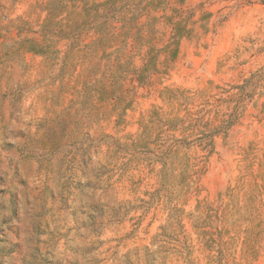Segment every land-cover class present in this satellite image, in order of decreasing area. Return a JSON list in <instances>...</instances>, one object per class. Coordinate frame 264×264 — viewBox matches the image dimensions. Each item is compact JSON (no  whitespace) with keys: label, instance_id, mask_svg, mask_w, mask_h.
I'll return each instance as SVG.
<instances>
[{"label":"rangeland","instance_id":"rangeland-1","mask_svg":"<svg viewBox=\"0 0 264 264\" xmlns=\"http://www.w3.org/2000/svg\"><path fill=\"white\" fill-rule=\"evenodd\" d=\"M0 264H264V0H0Z\"/></svg>","mask_w":264,"mask_h":264}]
</instances>
